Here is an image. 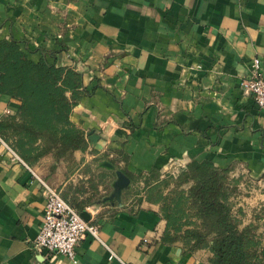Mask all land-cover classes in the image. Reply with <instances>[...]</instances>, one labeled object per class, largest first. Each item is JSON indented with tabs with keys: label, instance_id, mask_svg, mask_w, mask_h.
Instances as JSON below:
<instances>
[{
	"label": "crops",
	"instance_id": "obj_1",
	"mask_svg": "<svg viewBox=\"0 0 264 264\" xmlns=\"http://www.w3.org/2000/svg\"><path fill=\"white\" fill-rule=\"evenodd\" d=\"M13 38L33 60L43 54L81 72L88 93L68 118L87 139L71 164L34 157L5 121L19 101L0 93V136L130 264H202L160 240L157 204L138 200L144 175L175 172L190 159L242 163L264 207V111L240 84L252 58L264 75V0H0V38ZM51 51V52H49ZM120 148L129 182L112 195L115 171L99 153ZM109 164H108V163ZM122 160H118L121 164ZM44 196L20 163L0 155V264H120L83 235L76 261L31 246ZM260 250L264 256V217Z\"/></svg>",
	"mask_w": 264,
	"mask_h": 264
},
{
	"label": "trees",
	"instance_id": "obj_2",
	"mask_svg": "<svg viewBox=\"0 0 264 264\" xmlns=\"http://www.w3.org/2000/svg\"><path fill=\"white\" fill-rule=\"evenodd\" d=\"M28 52L15 39L0 38V93L19 101L5 125L20 132V141L34 157L49 154L71 164L73 152L87 146L84 131L68 118L71 107L88 93L81 72L43 54L33 60ZM97 157L129 178L124 165L128 155L122 149ZM241 165L190 159L161 175L151 167L138 200L157 204L164 220L160 240L177 243L182 252L198 255L202 264H264L259 229L264 207L253 206L246 216L244 197L250 187L245 181L250 178Z\"/></svg>",
	"mask_w": 264,
	"mask_h": 264
},
{
	"label": "built area",
	"instance_id": "obj_3",
	"mask_svg": "<svg viewBox=\"0 0 264 264\" xmlns=\"http://www.w3.org/2000/svg\"><path fill=\"white\" fill-rule=\"evenodd\" d=\"M240 84L251 94L259 110L264 111V75L259 68V59L252 58L250 74L241 79ZM0 155L22 164L40 186L44 196L41 223L32 238L31 246L36 251L53 252L76 261L75 249L84 234L101 242L106 248V258H115L120 264H130L121 259L99 235L96 224L83 218L76 208L61 197L56 188L39 175L11 146L0 136Z\"/></svg>",
	"mask_w": 264,
	"mask_h": 264
},
{
	"label": "water",
	"instance_id": "obj_4",
	"mask_svg": "<svg viewBox=\"0 0 264 264\" xmlns=\"http://www.w3.org/2000/svg\"><path fill=\"white\" fill-rule=\"evenodd\" d=\"M87 139L95 149H100L104 143V139L98 135L93 129L86 132ZM108 163V162H107ZM109 164V163H108ZM129 182V178L123 174L120 170L115 171V179L112 181L113 191L112 195L118 197L119 190L126 186Z\"/></svg>",
	"mask_w": 264,
	"mask_h": 264
},
{
	"label": "rangeland",
	"instance_id": "obj_5",
	"mask_svg": "<svg viewBox=\"0 0 264 264\" xmlns=\"http://www.w3.org/2000/svg\"><path fill=\"white\" fill-rule=\"evenodd\" d=\"M239 169L240 170H242V171H245V168L243 167V165H241L240 167H239ZM247 173H248V171H247ZM249 175V174H248ZM249 178H250V180L248 181L246 178V180L247 181H245V179H242L243 181H245V182H247V184L249 185V189H247V190H249V193L247 192V193H245L246 194V196L244 197V207H245V209H246V216H247V213H250V210H249V203L251 202V200L253 199V196L251 197V195L250 194H252L251 193V190H253V189H257V187L259 186V184H258V180H257V177H253V176H250L249 175Z\"/></svg>",
	"mask_w": 264,
	"mask_h": 264
}]
</instances>
